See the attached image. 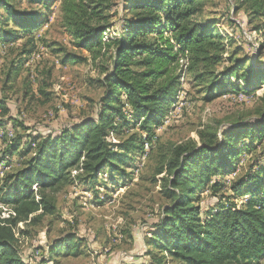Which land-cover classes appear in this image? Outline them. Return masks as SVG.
Instances as JSON below:
<instances>
[{
  "label": "trees",
  "instance_id": "1",
  "mask_svg": "<svg viewBox=\"0 0 264 264\" xmlns=\"http://www.w3.org/2000/svg\"><path fill=\"white\" fill-rule=\"evenodd\" d=\"M13 1L0 0V40L16 41L25 34L28 38L16 47L17 58L10 64L8 79L16 77L23 58L33 51L35 33L47 19L43 10L49 11L48 1H52L57 3L54 22L70 37L73 47L87 51L92 61L104 65L105 92L96 119L84 120L54 138L33 139L34 154L23 162L22 169L5 176L6 191L0 202L11 205L12 213L0 217V264H24L14 246L15 228L54 213L46 191L71 182L70 169L91 183L104 171L112 175L119 171L128 153L141 149L132 136L110 141V136H117L131 124L128 115L147 141L153 137V127L168 112L184 73L202 87L205 102L213 100L217 91H225L224 83L231 78L241 80L244 86L238 89L248 95L264 85V62L248 59L239 48L231 50V42H224L216 33L214 20H205L212 0H123L118 29L106 42L102 36L113 27L109 11L114 0H25L33 9L19 8ZM232 1L233 12L242 11L249 22L264 18V0ZM87 60L81 54L65 53L62 63L83 64ZM182 60L185 70L180 65ZM258 98L264 106V93ZM8 112L0 102V117ZM263 138L264 112L254 124L200 133L199 147L174 146L160 154L154 176L162 175L161 192L168 203L156 231L147 240V246L155 250L148 253L152 259L160 254L159 264L165 256L178 264L264 260V166L251 165L244 176L232 180L230 204L201 214L193 200L204 188L217 191L220 183H211V179L225 180L234 170L235 160L254 150L255 143ZM29 153L30 148L23 157ZM33 185L38 187L37 200ZM246 196L247 201L239 205L234 202ZM38 212L35 219L31 218ZM72 249L69 236L51 253L59 255Z\"/></svg>",
  "mask_w": 264,
  "mask_h": 264
},
{
  "label": "rangeland",
  "instance_id": "2",
  "mask_svg": "<svg viewBox=\"0 0 264 264\" xmlns=\"http://www.w3.org/2000/svg\"><path fill=\"white\" fill-rule=\"evenodd\" d=\"M122 1L114 0V7L109 11L113 27L103 34V42L112 38L118 29ZM13 3L19 8H35L25 0ZM48 3L49 11L43 10L47 12V19L35 33V47L23 58L16 77L11 79L7 78V72L17 58L16 47L27 40L28 34L16 41L0 40V102L9 111L6 117H0V198L6 191L5 176L22 169L23 162L34 154L32 140L54 138L84 120L96 119L99 101L105 92L104 65L92 61L87 51L73 47L70 37L54 22L57 3ZM210 4V8L206 7L205 20H214L216 33L224 42H231L230 49L239 48L248 59L264 62V18L249 22L242 11L233 12L232 0H212ZM64 51L87 56L88 60L83 64L62 63ZM180 65L185 70L184 60ZM224 86L225 91H217L213 100L205 102L202 87L192 75L184 73L173 103L161 122L153 127L154 135L148 141L128 115L131 124L122 128L117 136H110V141L132 136L141 149L128 153V159L113 175L104 171L97 180L87 183L77 177L79 172L73 168L70 169L71 182L56 187L55 191L48 189L46 195L54 204V213L19 223L15 228L14 246L22 262L159 264L157 260L161 255H157L156 260L148 255L155 250L147 246V240L156 231L168 203L161 192L162 175L154 176L160 154L174 146L199 147L202 144L200 133L221 132L243 123L254 124L264 112L258 98L264 93V85L254 95L239 90L238 87L244 85L238 79L231 78ZM116 124L120 122L116 120ZM258 142L254 150L242 153L235 160L236 166L225 180L211 179V183H220L217 191L204 188L199 197L193 199L201 214L220 204H230L232 193L228 188L232 180L244 176L251 165L264 166V138ZM29 148L30 153L23 157V152ZM37 188L33 185L31 189L36 200ZM247 199L246 196L234 202L239 205ZM11 213L12 206L0 202L1 218ZM39 213L31 218L35 219ZM69 236L72 251L51 253L58 248L60 240ZM160 264L178 263L165 256ZM250 264H264V260Z\"/></svg>",
  "mask_w": 264,
  "mask_h": 264
}]
</instances>
